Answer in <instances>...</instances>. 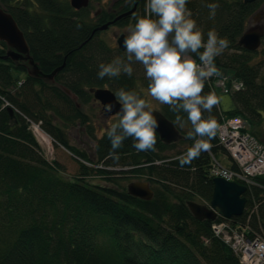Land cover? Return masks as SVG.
<instances>
[{
  "label": "trees",
  "instance_id": "trees-1",
  "mask_svg": "<svg viewBox=\"0 0 264 264\" xmlns=\"http://www.w3.org/2000/svg\"><path fill=\"white\" fill-rule=\"evenodd\" d=\"M90 2L75 10L68 0H0L41 73L61 66L52 80L30 75L26 61L2 58L7 46L0 41V264H239L212 234L210 222L195 219L187 207L195 199L210 200L209 153H225L217 137L210 141L209 151L181 167L176 158L194 143L186 138L191 124L181 112L184 127L174 125L177 113L157 102L156 110L172 122L180 138L164 144L157 134L156 151L147 152H138L128 138L113 155L107 130L97 136L78 106L93 99L91 89L108 88L114 94L124 88L145 97L149 83L139 63L133 64L131 77L97 75L101 63L124 56L125 50L109 46L99 37L103 30L96 28L132 8L130 15L112 25H134L136 18L146 15V0H118L93 16ZM211 3L219 4L214 17L206 6ZM186 6L205 39L208 31L215 30L229 41L214 61L226 73L218 72L207 81L203 94L226 91L233 108L223 113L218 105L204 117L218 123L222 117H239L245 131L264 146V58L254 62L258 51L237 44L257 2L189 0ZM259 53L264 56V47ZM234 83L240 87L234 89ZM75 122L93 141V159L67 141L64 128ZM33 123L78 160V176L63 178L58 163L43 156L30 129ZM117 173L144 178L151 199L129 195L117 182ZM89 174L101 176L111 186L85 181ZM256 180L242 194L243 213L229 220L264 233L260 187L264 179Z\"/></svg>",
  "mask_w": 264,
  "mask_h": 264
},
{
  "label": "clouds",
  "instance_id": "clouds-1",
  "mask_svg": "<svg viewBox=\"0 0 264 264\" xmlns=\"http://www.w3.org/2000/svg\"><path fill=\"white\" fill-rule=\"evenodd\" d=\"M188 2L146 0V15L136 18L124 37L125 55L99 65L98 78L111 79L122 74L131 77L133 64L139 63L149 81L147 97L124 88L114 93L120 105L119 116L106 131L113 155L128 138L134 141L133 147L138 152L156 151L159 122L151 100L168 105L177 113L174 125L184 127L181 112L191 124L186 138L194 143L176 158L181 167L212 147L210 141L216 137L220 125L211 116L205 118L204 113H211L220 104V98L203 92L205 83L218 74L214 61L229 46V41L215 30L208 31L205 39L186 6ZM206 6L210 17H214L219 4ZM113 107L106 105L105 110L110 112Z\"/></svg>",
  "mask_w": 264,
  "mask_h": 264
},
{
  "label": "water",
  "instance_id": "water-1",
  "mask_svg": "<svg viewBox=\"0 0 264 264\" xmlns=\"http://www.w3.org/2000/svg\"><path fill=\"white\" fill-rule=\"evenodd\" d=\"M257 0H243L244 3H252ZM69 5L79 10L88 5V0H68ZM134 8L123 12L116 16L113 20L104 23L96 28V30H105L109 25L113 24L116 20L122 17L130 15ZM255 22V20L253 21ZM126 34L121 33L116 38V46L120 51L125 50L123 47V40ZM264 35V28L262 25H255L254 27L245 29L237 40V44L245 50L254 51L260 46L261 39ZM0 41L4 42L7 46L3 59H10L12 61L23 60L26 61L29 68L28 74L43 78L46 80H52L53 76L61 69V66L54 69L49 74H43L38 68V65L32 60L29 55V50L24 39L21 30L18 28L13 17L4 11L0 7ZM218 69L219 75H225V69ZM68 92V91H66ZM92 97L97 101L106 115L119 116L120 105L111 90L108 88H95L90 90ZM220 98V110L222 112L230 111L232 106L231 97L229 94H221ZM106 105H114L112 110L106 111ZM10 110V109H9ZM154 115L159 122V128L157 134L159 139L164 144H170L176 142L180 138V134L175 126L165 116H163L158 110H154ZM247 187L235 182L225 181L222 178L212 179V193L209 200V208L203 205L190 201L187 203V207L192 216L197 220L213 221L216 214L219 216L230 219L232 217H238L243 213L245 198L242 195L246 191ZM126 192L133 196L143 200H149L152 197V190L148 182L144 181H132L126 185ZM216 211V212H215Z\"/></svg>",
  "mask_w": 264,
  "mask_h": 264
},
{
  "label": "built area",
  "instance_id": "built-area-1",
  "mask_svg": "<svg viewBox=\"0 0 264 264\" xmlns=\"http://www.w3.org/2000/svg\"><path fill=\"white\" fill-rule=\"evenodd\" d=\"M232 87L238 89L240 84L234 83ZM219 125L217 142L230 164L224 165L216 154L209 153L208 177L222 178L246 187L255 185L257 178L264 179V146L245 131V123L239 117H222ZM260 187L264 198V181ZM200 202L209 208L208 201ZM218 217L210 224L211 232L237 256L239 263L264 264V233L253 231L248 225L234 224L229 219L217 220Z\"/></svg>",
  "mask_w": 264,
  "mask_h": 264
},
{
  "label": "rangeland",
  "instance_id": "rangeland-1",
  "mask_svg": "<svg viewBox=\"0 0 264 264\" xmlns=\"http://www.w3.org/2000/svg\"><path fill=\"white\" fill-rule=\"evenodd\" d=\"M90 1V0H88ZM118 0H91L89 6V14L93 16L94 13L99 12L102 9H107L111 4L117 2ZM230 2V0H228ZM257 6L254 11L249 15L247 21L244 26V30L248 28L250 25L251 15L257 12L258 10L264 11V0H258ZM264 24V22H263ZM132 26V24L125 26H116L110 25L105 30L101 31L99 37L103 39L109 46H116V38L121 33L127 35L128 28ZM264 47V35L262 39V44L258 47V54L254 57V62H258L263 60L264 56L259 53L260 50ZM264 70V69H263ZM218 91V86L215 87ZM145 97H147V91L143 90ZM150 99V98H149ZM154 110L157 109L158 103L155 100L150 101ZM81 111L84 112L87 117L89 123L92 125L94 132L97 136H100L104 130H107L110 125L118 119L117 115H105L102 110L100 104L94 99L90 100L86 104H79ZM36 123L30 125V129L32 130L34 136L36 137L43 156L47 160H55L59 165V174L65 179H72L74 176H78V160L75 159L66 149L60 147L59 145L54 144L52 139L46 135L44 132L40 130ZM38 127V128H37ZM42 133L46 137V141H43L38 133ZM65 136L70 145L74 146L80 151L85 152L88 157L93 159V141L90 139L88 135L84 132L83 127H81L77 122L74 124H69L64 128ZM217 158L224 164L229 165L230 159L227 154L223 152H218L216 154ZM89 165L88 163H85ZM113 170L119 172V167H114ZM116 180L121 183L124 187L129 182L132 181H144V178L136 179L132 177L131 173H117ZM85 181L90 182L92 184H98L101 186H111V183H108L101 176L96 174L86 175L84 178ZM195 202L198 203V200L195 199ZM201 203V202H200Z\"/></svg>",
  "mask_w": 264,
  "mask_h": 264
},
{
  "label": "flooded vegetation",
  "instance_id": "flooded-vegetation-1",
  "mask_svg": "<svg viewBox=\"0 0 264 264\" xmlns=\"http://www.w3.org/2000/svg\"><path fill=\"white\" fill-rule=\"evenodd\" d=\"M243 1V0H242ZM258 1V0H257ZM255 1V2H257ZM258 3V2H257ZM255 20V22H253ZM264 11L263 10H258L257 12H255L254 14L251 15L250 18V25L248 26V28L254 27L255 25H262L264 28ZM112 25V24H111ZM110 26V25H109ZM263 39V37H262ZM261 39V42H262ZM101 106V105H100ZM102 112L105 114V112L103 111L102 107H101ZM106 115V114H105Z\"/></svg>",
  "mask_w": 264,
  "mask_h": 264
},
{
  "label": "bare ground",
  "instance_id": "bare-ground-1",
  "mask_svg": "<svg viewBox=\"0 0 264 264\" xmlns=\"http://www.w3.org/2000/svg\"><path fill=\"white\" fill-rule=\"evenodd\" d=\"M38 128V127H37ZM40 138L43 140V141H46V137L40 132L38 133Z\"/></svg>",
  "mask_w": 264,
  "mask_h": 264
},
{
  "label": "crops",
  "instance_id": "crops-1",
  "mask_svg": "<svg viewBox=\"0 0 264 264\" xmlns=\"http://www.w3.org/2000/svg\"><path fill=\"white\" fill-rule=\"evenodd\" d=\"M221 94H223V93L219 92V93H218V96L221 95Z\"/></svg>",
  "mask_w": 264,
  "mask_h": 264
}]
</instances>
